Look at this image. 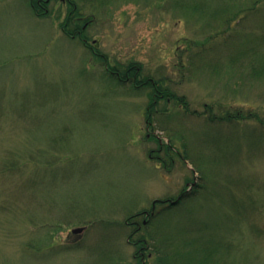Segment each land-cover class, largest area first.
I'll return each mask as SVG.
<instances>
[{"label": "rangeland", "instance_id": "rangeland-1", "mask_svg": "<svg viewBox=\"0 0 264 264\" xmlns=\"http://www.w3.org/2000/svg\"><path fill=\"white\" fill-rule=\"evenodd\" d=\"M259 131L264 0H0V264H264Z\"/></svg>", "mask_w": 264, "mask_h": 264}, {"label": "trees", "instance_id": "trees-1", "mask_svg": "<svg viewBox=\"0 0 264 264\" xmlns=\"http://www.w3.org/2000/svg\"><path fill=\"white\" fill-rule=\"evenodd\" d=\"M41 4V2L39 3L38 2V5H40ZM33 7L35 8V7H37V5L35 6V4L33 5ZM40 7V6H39ZM41 8V7H40ZM39 8V9H40ZM81 9H79L78 10V8H76V10L75 11H73V14H75V13H78V12H81L80 11ZM47 12V11H46ZM38 14H40V12H38ZM78 15H80V13L79 14H76V15H70V16H68L67 17V20H66V22H64V25H63V29H64V31H65V33H67L68 34V36H70L71 37V35H73L72 33V29H73V31H75V27H78V28H80V29H82V23H81V19H83L82 17H80V16H78ZM88 22V21H87ZM77 29V28H76ZM85 32H86V30H84V31H82L79 35H77L76 37H80V38H82L83 36L84 37H86L87 38V35L85 34ZM75 33V32H74ZM117 68H119V69H121V76L120 77H122V78H125V77H129V76H131V77H133V81H135V82H137L138 80H140V79H142V78H138L139 76H140V67L138 68V67H134V65H132L131 67L128 65L127 67H126V65H117V66H113L112 68H110V70L112 71V70H114V69H117ZM134 70V71H133ZM128 72V73H127ZM118 76V75H117ZM118 78H119V76H118ZM144 79H146V80H141V81H138V82H140V84H146V83H148V81H150V82H152L153 83V93H154V98L152 99V102H150L151 103V110H149V116H152V114H153V111H152V109L153 108H155V106L158 104V103H160L162 100H164L165 102H169V99L171 100H177V99H179L180 97H175V95L174 94H172V93H174V91H171L169 88H165L159 81H156V80H153L152 78H149V77H147V78H144ZM125 80V79H124ZM139 84V85H140ZM138 85V86H139ZM212 110H213V108H212ZM215 115V114H214ZM233 115V113H230V114H228V117H233L232 116ZM218 117H220L221 118V122H224V121H231L230 119H227L226 117H221L220 115H216L214 118H218ZM242 118L243 119H250V118H252V116L251 115H245V116H242ZM260 133L259 134H257L256 132H254V136L255 137H257L256 135H258V136H260V137H264V131H259ZM181 197H179L177 200L178 201H175L176 203H178L180 200H181V198L183 197V196H185V193H182L181 195H180ZM165 202H166V200H165ZM174 202V203H175ZM164 203V202H163ZM173 204V203H172ZM139 214H141V213H137V215H139ZM155 214V212H153L152 213V215H154ZM134 222V221H133ZM135 223L137 224V225H139L138 224V220H136L135 221ZM138 232V226H137V228L132 232V234L133 235H136V234H138L137 232ZM131 234V235H132ZM140 238L137 240V243H139L140 245H143V244H146L147 242H146V238H148L146 235H140L139 236ZM146 242V243H145ZM143 243V244H142ZM146 248H144L143 250H145ZM145 254V253H144ZM139 264H142V263H139ZM146 264V263H145Z\"/></svg>", "mask_w": 264, "mask_h": 264}, {"label": "flooded vegetation", "instance_id": "flooded-vegetation-1", "mask_svg": "<svg viewBox=\"0 0 264 264\" xmlns=\"http://www.w3.org/2000/svg\"><path fill=\"white\" fill-rule=\"evenodd\" d=\"M47 2H49L50 0H46ZM81 21H82V19H81ZM87 24H88V22H86L83 26H82V29H80V28H78V27H75V31H73V29H72V34L73 35H71V37L72 38H75L77 35H79L82 31H84V30H86V28H87ZM77 28V29H76ZM75 32V33H74ZM82 40L84 41V43L85 44H87V41H88V39L86 38V37H82ZM113 74H115L116 76L118 75L119 76V79L120 80H122V81H127V80H130L131 78H133V77H131V76H129V77H125V78H122V77H120L121 76V69H119V68H117V69H114V70H112L111 71ZM128 73V72H127ZM117 76V77H118ZM125 79V80H124ZM142 254H143V252H142ZM142 264H145V263H142Z\"/></svg>", "mask_w": 264, "mask_h": 264}, {"label": "water", "instance_id": "water-1", "mask_svg": "<svg viewBox=\"0 0 264 264\" xmlns=\"http://www.w3.org/2000/svg\"><path fill=\"white\" fill-rule=\"evenodd\" d=\"M84 230V227H76V228H74V229H72V232H74V233H79V232H82Z\"/></svg>", "mask_w": 264, "mask_h": 264}]
</instances>
